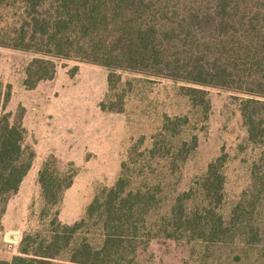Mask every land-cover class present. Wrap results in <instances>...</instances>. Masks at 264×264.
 Masks as SVG:
<instances>
[{"label": "rangeland", "instance_id": "374dc122", "mask_svg": "<svg viewBox=\"0 0 264 264\" xmlns=\"http://www.w3.org/2000/svg\"><path fill=\"white\" fill-rule=\"evenodd\" d=\"M11 16L0 9V27ZM36 56L0 46V94L9 92L7 111L23 112L25 143L34 153L0 219V260L18 255L23 234L44 229L55 212L63 224L85 218L118 179L125 192L143 193L141 233L161 234L174 227L167 214L178 195L188 194L183 206L206 204L202 176L208 163L224 156L215 210L228 233L212 241L184 232L188 225L178 222L174 238L158 234L147 244L140 238L136 264H264V115L257 140H250L240 111L245 95L205 87L204 100L195 104L181 81L128 70L109 77L107 67L64 58L54 59L51 79L28 88L25 70ZM44 162L71 180L53 206L38 182ZM96 227L90 220L81 235L96 242Z\"/></svg>", "mask_w": 264, "mask_h": 264}, {"label": "trees", "instance_id": "16d2710c", "mask_svg": "<svg viewBox=\"0 0 264 264\" xmlns=\"http://www.w3.org/2000/svg\"><path fill=\"white\" fill-rule=\"evenodd\" d=\"M0 9L12 13L0 27V46L38 55L25 70L28 88L54 76L55 58L75 59L107 67L109 77L128 70L181 81L189 85L182 90L195 104L204 100L205 87L232 90L246 96L240 99V111L249 139L256 141L262 130L264 0H0ZM8 100L9 92L0 94V219L34 154L25 143L23 112L7 111ZM223 162L219 156L207 165L200 186L206 202L202 208L183 206L186 192L175 198L167 214L174 227L164 228L163 236L174 238L178 222L188 225L184 232L212 241L228 233L215 210ZM38 182L44 202L53 206L71 180L51 173L44 162ZM142 195L125 192L118 179L101 205L96 198L88 206L85 218L63 224L55 212L44 229L24 233L19 254L0 264H136L140 238L146 236L147 244L160 234L149 228L141 233L138 224L146 221ZM129 197L134 199L130 203ZM90 220L99 232L96 242L81 235ZM198 221V229L189 226Z\"/></svg>", "mask_w": 264, "mask_h": 264}]
</instances>
